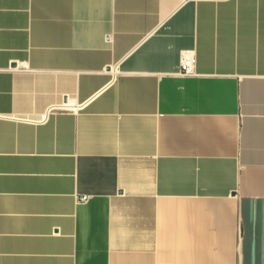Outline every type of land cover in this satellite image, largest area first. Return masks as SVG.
I'll list each match as a JSON object with an SVG mask.
<instances>
[{
  "label": "crops",
  "instance_id": "crops-1",
  "mask_svg": "<svg viewBox=\"0 0 264 264\" xmlns=\"http://www.w3.org/2000/svg\"><path fill=\"white\" fill-rule=\"evenodd\" d=\"M0 264H264V0H0Z\"/></svg>",
  "mask_w": 264,
  "mask_h": 264
},
{
  "label": "built area",
  "instance_id": "built-area-1",
  "mask_svg": "<svg viewBox=\"0 0 264 264\" xmlns=\"http://www.w3.org/2000/svg\"><path fill=\"white\" fill-rule=\"evenodd\" d=\"M195 56L193 54H184L180 61V74L184 76H191L195 74ZM57 107L61 109H72V105H69V103H64L61 105H58ZM55 107H52L49 109V111H54ZM40 120L39 122H42ZM84 200V197L81 198Z\"/></svg>",
  "mask_w": 264,
  "mask_h": 264
}]
</instances>
